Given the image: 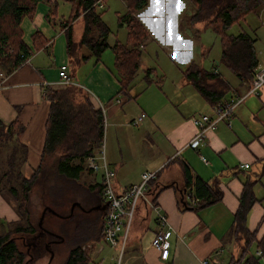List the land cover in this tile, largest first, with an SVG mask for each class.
<instances>
[{"label": "crops", "instance_id": "1", "mask_svg": "<svg viewBox=\"0 0 264 264\" xmlns=\"http://www.w3.org/2000/svg\"><path fill=\"white\" fill-rule=\"evenodd\" d=\"M49 1L38 2L34 15L26 16L22 20L23 40L32 50L30 56L10 74H4L0 70V119L10 123L19 118L25 128L21 141L28 150L27 162L21 165L22 171L29 175L42 161L50 105L45 96V88L58 89L67 86L59 77L60 66L67 64V72L75 82L74 85L87 92L96 108L101 109L102 105L106 108L103 114L105 153L108 165L115 172L113 183L116 190L121 192L129 185L139 182L145 170H159L156 181L149 187L148 196L162 207L176 231L170 237L169 255L162 259L159 251L152 245L157 230L155 213L143 200L140 201L122 262L127 263L129 260L130 264H200L201 259L208 257L211 264H228L232 258H238L243 244L237 242L232 230L247 185L251 186L256 200L246 214V225L250 231H256V240L253 242L257 248L256 256L263 255L257 247V241L264 234V86L258 95H249L235 108L231 127L224 121L219 122L215 129L207 132L205 143L198 149L193 148L188 146L197 131L192 117L203 113L213 114V104L184 74V70L196 61L195 52L189 54L188 46L183 41L190 39L187 32L197 24H188V17L194 11L193 7L188 9L187 4H191H185L186 12L183 13L180 0H148L147 6L135 13L148 30L139 68H154L147 67L144 58L147 57L146 46L155 42L167 50L171 59L169 62L178 67V79H174L173 84H168L164 80L165 75H160L162 80L156 76L151 78L152 81L144 76L145 85L140 90L133 79L129 92L125 94L120 91L121 83L114 51L106 52L107 48L99 58L90 55L81 59L88 54L87 49L80 43L84 28L83 13L71 23L75 46L70 53L64 24L61 23L68 18V13H61L59 10L61 3L72 4L65 0ZM55 2L56 10H52ZM122 4L127 11L126 1L122 0ZM36 31L46 39L42 45L40 38L37 40L38 48L34 47L33 40ZM117 39L118 37L109 40L108 36L110 44ZM191 40L195 45V40ZM258 59L260 64H264L263 60L259 57ZM154 70L155 72L150 71L151 77L152 74L157 75V70ZM165 86H168V90L164 89ZM230 86L231 89L224 95L229 99L236 98L247 90L245 85L240 84L239 79L235 85L230 83ZM141 113L146 115L141 122L137 125L131 124ZM55 155L57 154L45 156L41 176L45 173L48 177H65L57 172ZM244 163H249V167L242 166ZM184 165L210 184L218 181L223 190L222 198L197 209L189 206L190 195L185 189ZM84 172L90 177L89 190L97 196L99 182L92 180V177L96 172H100V175L102 172L92 169L90 173L87 170ZM93 185H96L95 188ZM34 187L33 185L28 201L31 221L35 216L36 202L32 200ZM39 189L40 186L38 191ZM45 192L48 191L44 190V194ZM54 196L53 193L49 202H43L41 196L35 198L38 202L35 216L38 221L34 227L37 230L33 234L22 235L21 239L31 246L37 233L42 227H46L48 220L50 230L57 235H64L73 242V246L78 242H90L92 245L91 239H98L102 221L97 219L96 222L81 227L72 223L73 236L68 238L69 235L57 226L62 222L63 216L69 218L74 213L72 209L76 206L75 203L71 206L57 203ZM46 208L54 210L47 220L41 216ZM19 219L20 212L14 196L10 192L0 193V220L13 222ZM54 238L57 240L60 237ZM94 246L93 244L92 247ZM102 248L103 246L97 249V255ZM33 255L30 253L29 262Z\"/></svg>", "mask_w": 264, "mask_h": 264}, {"label": "trees", "instance_id": "2", "mask_svg": "<svg viewBox=\"0 0 264 264\" xmlns=\"http://www.w3.org/2000/svg\"><path fill=\"white\" fill-rule=\"evenodd\" d=\"M40 1L42 0H0V70L4 74H10L32 53L23 40L21 24L24 17L34 15ZM65 1L72 4L71 14L61 22L64 24L63 28L67 36L68 51L71 53V49L75 46L71 23L83 13L84 28L80 43L87 49L88 54L83 55L81 59H86L90 55L99 58L105 49L111 48L115 54L121 83L120 91L127 94L132 80L138 73L142 47L148 37L147 28L135 13L146 7L148 0H125L128 8L124 14L118 15V24L126 25V41L121 42L117 39L113 44L108 42L111 30L103 19L104 11L96 4L97 0ZM187 2L194 8L193 13L188 17V24L194 25L200 22L205 26H212L220 37L222 63L239 79L240 84L248 89L259 64L255 47L256 37L246 31L232 34L228 29L252 10L260 7L263 0H187ZM52 6V10H56V2ZM39 38L41 45L46 42L42 34L36 31L33 34L35 48L39 47L37 43ZM150 71L155 72V70L146 69L145 77L149 81L152 78ZM184 74L211 104L230 100L224 97L231 89L230 83L215 70L201 68L196 61H193L184 70ZM159 78L163 79L162 76ZM45 96L50 105L42 161L29 175L21 169V165L27 162L28 150L26 144L21 141L24 125L19 118L10 123L0 119V147L4 143H13L9 154V167L3 175L17 183V186L11 184L8 190L17 201L20 212V219L17 221L0 220V264L24 263L25 252L18 245V241L22 235L33 234L37 230L31 221L28 201L32 187L42 170L45 156L57 154L55 155L57 172L67 178L79 180L82 172L87 170L90 173L86 159L90 154L97 153L104 141L103 112L93 105L84 89L74 84L58 89L46 87ZM183 172L186 191L190 198L197 199L195 205L189 202V206L197 209L222 198L223 190L218 181L210 184L193 174L187 165L183 166ZM155 181L156 179L152 183ZM97 185L102 193V180ZM95 186L93 185V188ZM255 200L251 186L247 185L232 230L233 233L236 231V234L243 233L245 247L241 255L232 258L228 264H262L259 257L247 254L248 248L256 240V231H250L246 225V214ZM103 228L104 216L98 231V239H104ZM80 244L78 242L71 248L64 264L88 263L90 257ZM257 247L264 255V234L257 241Z\"/></svg>", "mask_w": 264, "mask_h": 264}, {"label": "rangeland", "instance_id": "3", "mask_svg": "<svg viewBox=\"0 0 264 264\" xmlns=\"http://www.w3.org/2000/svg\"><path fill=\"white\" fill-rule=\"evenodd\" d=\"M64 2V1H62ZM181 6V11L186 12L184 9L185 4H187V1H179ZM60 10L66 11L68 13L67 17L71 14L72 6L65 2L61 3ZM65 7H62V6ZM188 9L192 8V4L188 5ZM149 7H147L146 10H148ZM145 10V11H146ZM103 13V19L104 21L109 25L111 28V33L109 34V40H114L116 37L120 39L122 42L126 41L127 37V28L126 25L120 26L118 24V15L124 14L126 12V6L122 4V0H107L106 6L102 10ZM189 14V12H188ZM190 32H187L190 36V39H183V41L188 46V53L195 52L196 61L201 64L204 68L208 70H217L224 74L230 81L232 85H235L238 82V78L225 67V65L221 61V52H222V45L220 41V37L218 33L212 28V26H205L204 23H197L195 27L191 28ZM246 31L256 37V50L258 53V57L264 61V0L263 4L252 10L248 15L245 16V18L235 22L231 25V27L228 29L229 33L237 34L239 32ZM195 32V34H193ZM181 34V33H179ZM194 39L196 44L194 45L192 43L191 39ZM106 52H113L111 48H108ZM145 55L147 57L144 58V63L147 67H154L157 70V75L152 74V78H156V76L159 78L160 75H165L164 80L168 84H173L174 79H178V67H175L172 65L169 60L170 56L167 55V50L164 47H161L160 45H157L155 42L152 44L149 43L146 46L145 49ZM176 57L177 54L175 53ZM180 73V72H179ZM146 70H144L143 67L139 68L138 73L136 74L134 80H136V85H138V89L140 90L143 85H145V76ZM165 90H168V86L164 87ZM183 93V92H182ZM200 115V114H199ZM13 143H4L0 147V177H1V190L0 193H9V186L11 184H14L17 186V183H15L13 180L8 179V176L3 175V173L8 169V160H9V154L11 151ZM105 150H106V141H105ZM48 158V157H47ZM47 161H45L46 163ZM86 165V164H85ZM47 172V171H46ZM101 173L96 172L94 176L92 177V180L96 182H101ZM39 180V181H38ZM90 181L89 174L87 172H84L83 175L79 178V180H74L72 178L67 177H48V174H43L41 176L39 174L38 178L35 181L33 194H32V200L36 202L35 204V216L37 212V201L36 197L38 198L41 196L43 198V202H49V199L51 201L52 194L54 193V201L60 204H67L71 206L73 203H75L76 208H73L72 210L76 213L72 219L66 218L63 216L62 222L59 226L61 228V231L69 236H73V229H72V223L73 225L80 226L83 225L81 223V220H88L86 218H80L78 215L79 210L82 211L83 206H85V203L82 204V207L78 206V201L80 198L86 196V194L90 193L88 189V183ZM80 183L83 184L80 186ZM39 191H38V188ZM44 190L48 191L45 192ZM45 213L42 212L41 216H44ZM33 216V223L34 226L37 225L38 217ZM76 216H79L77 219ZM61 217V216H60ZM48 217H45L47 220ZM74 220V222H72ZM169 220V218H168ZM97 218L94 217L92 219V222H96ZM170 222V221H169ZM46 227L50 229V224H45ZM100 225V224H98ZM97 225V226H98ZM41 231V230H40ZM46 232V233H44ZM236 231H234V238H236L238 243L243 244L242 245V251L245 247V238L243 237V233L236 234ZM65 238V236L63 235ZM87 241V240H86ZM91 242L95 245L94 248L90 244V242L81 243L82 249H84L88 256L91 254V259L88 261L87 264H114L117 262L118 254H119V248L110 246L105 240L103 239H91ZM69 239L67 240L65 238L64 242L58 243L55 241L54 234L47 230H42L40 233H38L36 239L32 242L31 246L26 245L25 243H22V241H18V245L22 250L26 251L25 253V259L23 264H33L32 262L38 263V264H46L49 262V264H62L67 260L69 255V251L73 247L74 244ZM102 248V251L97 255V249ZM30 253L34 254L29 262V256ZM248 255H257V248L256 244L253 243L248 248ZM239 256V254H238ZM237 256V257H238ZM260 261L262 264H264V255L259 256ZM126 258V257H125ZM123 260V259H122ZM125 260V259H124ZM130 264L129 260L128 262H122L121 264ZM135 264V263H132Z\"/></svg>", "mask_w": 264, "mask_h": 264}, {"label": "built area", "instance_id": "4", "mask_svg": "<svg viewBox=\"0 0 264 264\" xmlns=\"http://www.w3.org/2000/svg\"><path fill=\"white\" fill-rule=\"evenodd\" d=\"M96 4L99 8H103L105 6V0H97ZM59 77L60 81L65 85L75 83L67 72V64H62L60 66ZM263 86L264 64L259 63L254 71L252 82L245 93L228 101L213 104V114L203 113L192 117V121L196 125L197 131L188 142V146L198 149L205 143L207 132L215 129L221 121L226 122L231 127L235 108L249 95H258ZM101 109L103 114H105L106 108L102 105ZM145 116V113H141L130 123L137 125ZM201 157L204 161H207L203 155H201ZM86 163L88 168L93 171L102 172V195L107 202V208L104 214L103 238L110 246H116L119 248L117 262L114 264H120L128 242L138 204L142 200L155 213L157 230L152 240V245L159 251L160 257L166 259L169 255V249L171 246L170 237L172 233H176V231L169 222L167 214L162 210V207L148 196L149 187L153 180L157 178L159 170L143 171L139 182L133 183L125 190L118 192L113 183L115 172L110 168L106 161L105 141H103L101 148L97 153L88 156ZM242 166L248 168L249 163H244ZM196 202L197 199L190 198L191 205H195ZM200 264L211 263L207 257L201 259Z\"/></svg>", "mask_w": 264, "mask_h": 264}, {"label": "flooded vegetation", "instance_id": "5", "mask_svg": "<svg viewBox=\"0 0 264 264\" xmlns=\"http://www.w3.org/2000/svg\"><path fill=\"white\" fill-rule=\"evenodd\" d=\"M89 191H90L89 194L87 193L86 196L80 198L79 201H78L79 202L78 206H80V207H82V204L85 203V206H83L82 211L79 210V213H78L80 218L88 219L87 221L86 220H81V223L84 226L89 225L90 223H92V219H94V217H96L98 220L102 221L103 220V216H104L105 211H106V208H107V202H106V200L104 199L103 195L100 193L99 190H98L99 193H98L97 196L94 195V192H92L91 190H89ZM44 213H45L44 217H48L49 214H53L54 213V210H51L50 208H46ZM75 214L76 213L74 212L70 216V218L72 219V217ZM79 216H76V218L78 219ZM42 230L43 231L44 230L50 231L51 233L54 234V236H56V237L59 236L60 237V238H58L55 241L64 242L65 238L63 236L57 235L55 232L51 231L48 227H44V228L42 227L41 231ZM41 231H39V233ZM44 233H46V232H44ZM19 241L20 242L22 241V243H25L24 239L23 238L21 239V237L19 238Z\"/></svg>", "mask_w": 264, "mask_h": 264}]
</instances>
